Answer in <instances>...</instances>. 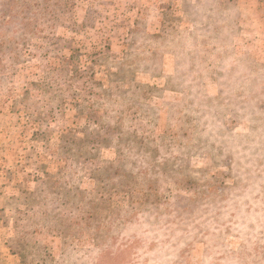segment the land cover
<instances>
[{"label": "rangeland", "instance_id": "rangeland-1", "mask_svg": "<svg viewBox=\"0 0 264 264\" xmlns=\"http://www.w3.org/2000/svg\"><path fill=\"white\" fill-rule=\"evenodd\" d=\"M0 264H264V0H0Z\"/></svg>", "mask_w": 264, "mask_h": 264}]
</instances>
